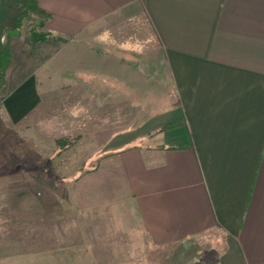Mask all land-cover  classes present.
<instances>
[{
  "label": "crops",
  "instance_id": "1",
  "mask_svg": "<svg viewBox=\"0 0 264 264\" xmlns=\"http://www.w3.org/2000/svg\"><path fill=\"white\" fill-rule=\"evenodd\" d=\"M37 1L51 36L25 68L11 44L0 123L37 117L51 87L115 117L91 119L103 160L76 180L74 212L47 164L0 165V264H50L68 224L92 264H264V0ZM163 76L173 96L149 104ZM19 170L47 177H1ZM120 236L138 261L114 254Z\"/></svg>",
  "mask_w": 264,
  "mask_h": 264
},
{
  "label": "rangeland",
  "instance_id": "2",
  "mask_svg": "<svg viewBox=\"0 0 264 264\" xmlns=\"http://www.w3.org/2000/svg\"><path fill=\"white\" fill-rule=\"evenodd\" d=\"M39 25L40 20L32 16L25 21L22 29L11 40V44L17 45L14 52L13 67L25 68L28 57L32 61L37 59L33 49L40 45L41 42H34L31 33L32 31L41 32ZM49 39L50 38H48V40ZM6 40L7 37L2 42H6ZM37 64L38 63H36V65ZM12 76H14V74L12 75L11 71V77ZM150 77L152 78V76ZM5 84L0 88V106L7 94ZM40 86L43 88L44 84L41 83ZM161 87L162 90L160 91L158 88L150 87L148 84L147 102L149 104L155 100H159L160 96L163 99V105L169 102V99L173 96V92L171 84L167 81L166 76H163ZM51 88V91L45 90L42 92L43 97L46 98L47 101L50 100L51 104L49 103V106L44 107V110H42L37 117L26 120L17 127L8 128L6 125L0 123V165L13 169L15 166L32 167L38 164H47L50 177L68 180L67 188L71 193H68L67 201L69 206H71L72 212H74V195L72 191H74L76 180L89 177L94 168L99 166L103 160V155L99 153H90V151H97L98 149L95 146V144L98 143V139H96L97 135L89 131L92 128L91 125H95L92 124L95 118H100V120L103 119L104 123L99 124V128L101 129L106 126L108 118H114L115 114L114 117L113 113L108 116L107 112L110 109L107 106H91L89 100L85 102L83 99L86 92H83L84 94L82 95L81 92H77L74 89L64 92L55 90L53 87ZM88 93L90 94V92L86 94ZM98 94L100 98H104L105 102L106 92H99ZM134 99L137 100V98ZM114 109L116 110V108H111V110L115 111ZM133 110L135 109L132 108V111ZM91 119H93V121ZM99 132V134L103 133V135H105L104 131L100 130ZM104 138L105 137L100 139L99 142L105 141ZM5 172L4 169L0 170V174ZM1 177L12 179H41L46 178L47 175L42 171L30 173L19 170L10 175ZM72 212H68L71 217H73ZM70 222L71 219L69 218L68 223ZM116 222H118L117 217ZM69 225L70 224L64 229V234L54 233L51 235L52 246H54L55 242H58L62 247H65V250L60 252L52 250L50 264H92L94 261H98L99 263L102 262L99 257L94 259L97 254L94 253L95 255L92 256L93 253L91 250H77L76 246L78 240L82 236L77 235L75 233V228H70ZM87 237L86 235L83 236V238L86 239ZM88 240H90V237H88ZM85 242L84 240V243ZM122 242L123 237L120 236V247L130 246V248L127 250L122 249L120 251H115L114 254L116 256L119 255V258L124 262L138 261L143 253L141 250L138 251L135 249V247L139 245L134 244L133 241L129 243L125 242L124 244ZM209 245V243L208 246L201 244L200 247H209ZM60 254L64 255L63 259L62 257L61 259H54V255L58 257ZM121 257L125 259L123 260ZM148 257H150L152 261H159L161 256H159L158 253H154Z\"/></svg>",
  "mask_w": 264,
  "mask_h": 264
},
{
  "label": "trees",
  "instance_id": "3",
  "mask_svg": "<svg viewBox=\"0 0 264 264\" xmlns=\"http://www.w3.org/2000/svg\"><path fill=\"white\" fill-rule=\"evenodd\" d=\"M32 16L40 20L41 28V32L32 31V40L46 42L50 38L51 32L47 31L45 26L51 16L40 8L37 0H0V88L6 82V73L12 61L11 40L13 36L9 32L20 31L25 21ZM4 34L7 37L6 42H2ZM174 126L175 124L163 126L150 136L169 130Z\"/></svg>",
  "mask_w": 264,
  "mask_h": 264
},
{
  "label": "water",
  "instance_id": "4",
  "mask_svg": "<svg viewBox=\"0 0 264 264\" xmlns=\"http://www.w3.org/2000/svg\"><path fill=\"white\" fill-rule=\"evenodd\" d=\"M19 31H12V32H9V34L13 37H15L17 34H18Z\"/></svg>",
  "mask_w": 264,
  "mask_h": 264
},
{
  "label": "built area",
  "instance_id": "5",
  "mask_svg": "<svg viewBox=\"0 0 264 264\" xmlns=\"http://www.w3.org/2000/svg\"><path fill=\"white\" fill-rule=\"evenodd\" d=\"M5 38H6V35H3V36H2V41H4V40H5Z\"/></svg>",
  "mask_w": 264,
  "mask_h": 264
}]
</instances>
